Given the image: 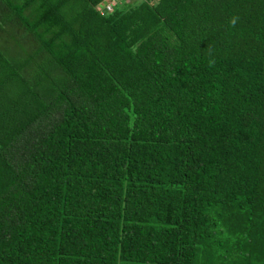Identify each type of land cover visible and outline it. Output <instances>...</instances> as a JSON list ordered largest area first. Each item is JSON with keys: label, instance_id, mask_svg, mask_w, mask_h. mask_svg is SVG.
I'll return each mask as SVG.
<instances>
[{"label": "trees", "instance_id": "trees-1", "mask_svg": "<svg viewBox=\"0 0 264 264\" xmlns=\"http://www.w3.org/2000/svg\"><path fill=\"white\" fill-rule=\"evenodd\" d=\"M100 1L0 0V264H264V0Z\"/></svg>", "mask_w": 264, "mask_h": 264}, {"label": "built area", "instance_id": "built-area-1", "mask_svg": "<svg viewBox=\"0 0 264 264\" xmlns=\"http://www.w3.org/2000/svg\"><path fill=\"white\" fill-rule=\"evenodd\" d=\"M123 0H101L97 5L96 9L100 12L101 15L105 13L112 12L118 4L122 3Z\"/></svg>", "mask_w": 264, "mask_h": 264}, {"label": "rangeland", "instance_id": "rangeland-1", "mask_svg": "<svg viewBox=\"0 0 264 264\" xmlns=\"http://www.w3.org/2000/svg\"><path fill=\"white\" fill-rule=\"evenodd\" d=\"M0 17H2V14L1 13H0ZM11 33H15L14 32V28H10V30L7 31V36L10 37V34ZM2 35L4 36L3 39H5V43L4 44H7V41H9V39L6 37V30H3L2 31ZM120 264H132V263H129V262H121Z\"/></svg>", "mask_w": 264, "mask_h": 264}, {"label": "clouds", "instance_id": "clouds-1", "mask_svg": "<svg viewBox=\"0 0 264 264\" xmlns=\"http://www.w3.org/2000/svg\"><path fill=\"white\" fill-rule=\"evenodd\" d=\"M100 2H101V1H100ZM100 2H99V3H100ZM97 5H98V4H97ZM96 7H97V6H96Z\"/></svg>", "mask_w": 264, "mask_h": 264}]
</instances>
